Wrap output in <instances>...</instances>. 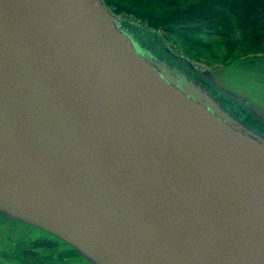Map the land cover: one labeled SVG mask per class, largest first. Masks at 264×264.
<instances>
[{
    "label": "water",
    "instance_id": "95a60500",
    "mask_svg": "<svg viewBox=\"0 0 264 264\" xmlns=\"http://www.w3.org/2000/svg\"><path fill=\"white\" fill-rule=\"evenodd\" d=\"M133 31L0 0V216L90 264H264V135Z\"/></svg>",
    "mask_w": 264,
    "mask_h": 264
},
{
    "label": "rangeland",
    "instance_id": "374dc122",
    "mask_svg": "<svg viewBox=\"0 0 264 264\" xmlns=\"http://www.w3.org/2000/svg\"><path fill=\"white\" fill-rule=\"evenodd\" d=\"M105 1L109 3L108 6L105 4L108 9L127 24L140 26L145 35L151 33V35L155 36L153 39L155 42L166 45L174 53L182 55L183 58L191 61L198 68L210 70L219 86H222L230 92L246 99L264 113V59L261 57L260 53L245 48L232 52L229 47L233 43L232 39H227L228 42L222 39H219V41L214 39L213 36L212 40L220 42L223 45L222 49H220V47H213L212 50L207 51L204 54V58H191L190 56L184 55L182 49L180 50L173 40L166 38L161 30H154L146 25V21L145 23L139 21L138 17H135V15L132 14L136 13L137 8L134 7L129 0ZM114 9L118 14L115 13L116 11ZM141 10L142 8H140V11ZM226 45L229 46L227 47ZM229 102L236 108L244 121H250V118L254 119L255 124L259 125L264 132L263 121L258 120L245 108L231 100H228V103ZM53 241V238L43 234L39 229L27 226L16 220H4L0 218V252H4L3 254L0 253V264H19L20 261L17 260L18 256L15 257L17 251H22L27 258H36L38 256L40 264H59L55 262L52 254L63 251V248L66 247L58 243L55 244ZM44 242H50L56 246L48 248L50 246L44 244ZM28 245L33 249L38 248L34 253H31L33 255L27 254L28 252L24 249V246H27L26 249L29 250L30 246ZM38 253H45L46 255L39 256L37 255ZM61 256L62 255L60 254L58 257L61 258ZM68 261L61 264H76V261ZM79 262L88 264L83 260H80ZM33 264H38V262H34Z\"/></svg>",
    "mask_w": 264,
    "mask_h": 264
},
{
    "label": "trees",
    "instance_id": "16d2710c",
    "mask_svg": "<svg viewBox=\"0 0 264 264\" xmlns=\"http://www.w3.org/2000/svg\"><path fill=\"white\" fill-rule=\"evenodd\" d=\"M129 1L137 8L132 14L139 21L161 30L184 55L202 59L213 47L222 49L220 42L212 40L214 36L227 42L232 39V45H226L232 52L251 49L264 59V0Z\"/></svg>",
    "mask_w": 264,
    "mask_h": 264
},
{
    "label": "flooded vegetation",
    "instance_id": "af4514ba",
    "mask_svg": "<svg viewBox=\"0 0 264 264\" xmlns=\"http://www.w3.org/2000/svg\"><path fill=\"white\" fill-rule=\"evenodd\" d=\"M142 37H143V39H142ZM141 37V41L144 43V44H146V45H148V46H152L153 47V49L161 56V57H165L166 59H168L169 61H171V62H174V63H176V65L179 67L180 66V68L184 71V68L178 63V62H176V61H173L172 59H170V55H169V53L168 52H166L163 48H162V46H160L159 45V43H156V42H154L153 40H151V42L149 43V41L147 40V39H149L150 40V37L149 36H146V35H144V36H142ZM147 43H149V44H147ZM193 77H195L194 75H193ZM198 80H200L201 82H203L202 81V79H199L198 78ZM213 81H214V83H215V85L214 84H209L208 85V88L212 91V92H214L215 91V93H217L216 92V88L217 87H215L216 85H219L218 84V82H216V80H215V78L213 77ZM217 97H218V99H219V102L230 112V113H232V114H234V115H236V116H238L239 118H241V116H240V114L238 113V111L236 110V108L235 107H233L231 104H230V102L228 103V101L226 100V99H224L221 95H218L217 94ZM248 122V125L249 126H251L254 130H256V131H258V132H261V133H263L264 134V132H263V130L261 129V127L259 126V125H257V124H255L254 122H251V121H247ZM44 244H48V246H50V247H48V248H52V247H54V246H56L55 244H53V243H50V242H44ZM20 245H22V244H20ZM28 246H30V245H28ZM26 247L27 246H24V249L26 250V252H28L27 254H29V255H33V254H31V253H34L38 248H35V249H33V248H31V246H30V249L29 250H31V251H29L28 249H26ZM2 251H4V250H2ZM0 253H4V252H0ZM60 254L62 255L61 256V258H59L58 256H60ZM37 255H46L45 253H38ZM18 256V257H17ZM15 257H17V260L18 261H20V263L21 264H33L34 262H38V264H40V260L38 259V256L36 257V258H33V257H26V255L22 252V251H17V255L15 256ZM52 257H53V259H55V262L56 263H59V264H61V263H65V261H68V260H71V261H76V264H83V263H80L79 261L80 260H82L81 259V257H79L73 250H68V249H64L63 248V251H60V252H55V254H52ZM22 261V262H21ZM69 262V261H68ZM19 263V264H20Z\"/></svg>",
    "mask_w": 264,
    "mask_h": 264
}]
</instances>
